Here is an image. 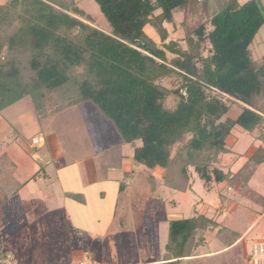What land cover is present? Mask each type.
Instances as JSON below:
<instances>
[{
  "label": "trees",
  "instance_id": "16d2710c",
  "mask_svg": "<svg viewBox=\"0 0 264 264\" xmlns=\"http://www.w3.org/2000/svg\"><path fill=\"white\" fill-rule=\"evenodd\" d=\"M195 1L95 0L112 27L110 34L84 21L92 20L76 0H9L0 5V113L30 98L43 120L90 101L134 149L136 164L163 170V186L186 192L191 167L206 183L212 181L211 173L217 182L227 181L229 175L215 165L229 153L233 129L258 132L257 140L264 142V60L256 61L250 49L264 27L257 3L264 8L261 0L243 5L230 0L211 19L208 34L201 25L187 38L186 50L177 41L166 43L165 24L173 22L174 11ZM149 25L164 49L146 34ZM204 41L211 46L207 58H202ZM167 53L176 57L170 65ZM166 81L180 85L169 88ZM171 96L178 99L174 108L167 105ZM237 101L244 104L241 114L228 118L230 104ZM255 157L250 175L245 179L243 170L239 175L245 184L264 162L262 146ZM4 194L0 206L12 192ZM254 196L264 205V198ZM258 216L251 212L242 232ZM212 225L204 215L171 221L165 259L181 264L193 256ZM229 231L226 227L218 237L224 248L242 236Z\"/></svg>",
  "mask_w": 264,
  "mask_h": 264
},
{
  "label": "rangeland",
  "instance_id": "374dc122",
  "mask_svg": "<svg viewBox=\"0 0 264 264\" xmlns=\"http://www.w3.org/2000/svg\"><path fill=\"white\" fill-rule=\"evenodd\" d=\"M8 1L0 0V5H5ZM197 1L185 10L174 11L173 22L165 24L169 33L166 43L177 41L179 47L186 50L187 38L194 35L201 25H205V34H208L213 28L211 19L228 6V3H222L221 0L217 3L215 0ZM77 6L92 20L88 21L83 17L84 21L105 33H111L112 27L95 0H78ZM145 32L164 49L155 28L149 25L145 27ZM202 47V58H207L211 46L208 41H204ZM250 49L256 61L264 60V27L258 32ZM175 58L173 54L167 53V64L170 65ZM164 85L177 88L180 82L173 85L166 81ZM213 93L222 100L229 101V97L218 91ZM182 94L185 95L184 90ZM53 100H56L55 97ZM177 103L175 96L167 101L170 108H174ZM242 105L244 104L238 101L230 104L227 117H239ZM54 108L53 104L48 106L50 114ZM3 116L14 128L10 130L4 123L0 124V157L7 155L8 158L12 154L15 169L11 170L9 165L7 169L11 171L9 175L14 172L21 183L34 179L0 206V264H80L81 259L73 254L83 244L96 250L94 259L87 264H154L166 252L164 248L167 245L163 241L167 235L164 221L168 224L170 216L189 219L209 211L208 219L210 218L212 226L216 224L214 220L224 222L221 224L224 229H231L235 225L239 229H231L228 234L238 236L242 234L240 225L250 220V210L264 213V205H260L262 202L257 201L256 196L254 199L251 197L256 194L264 198V163L257 167L247 185L242 177L239 179L242 170L245 179L250 175L257 160L256 157L253 159L254 154L260 146L264 148V142L257 140L258 132L249 133L236 126L227 139L229 153L222 154L220 164L215 165L229 175L228 180L217 182L211 173L212 181L206 183L191 167L189 174L192 190L183 194L166 187L153 191L160 181L162 169L152 171L143 165L137 168L132 161H121V156L132 153V150L128 145H123V138L115 124L93 102H85L57 114L56 117L52 115L41 120L30 98H25L8 108ZM16 131L22 136L19 138L21 142L16 141ZM42 144L44 146L41 150L47 152L49 157L33 153ZM77 154L81 159H78ZM117 170H133L134 174L124 178ZM10 177L7 175L6 180H2L0 184L3 189L0 191V199L5 197L4 193L12 192L14 184L7 183L11 182ZM150 177L156 179V184L149 185ZM90 178L95 180L94 185L105 191L107 201L117 200V206L109 205L106 201L96 203L90 191L88 195L83 193L84 197L81 192L76 191L79 185L91 182ZM112 178L128 185L127 190L121 189L123 194L115 195L116 188L113 189L111 185H118V189L122 186L119 187L117 181L112 182ZM46 185H63L67 191H74L68 192L67 201L58 206L55 204V197L46 201L40 196L42 193L53 192V188ZM221 195L232 203H223ZM233 202L240 205L239 212L234 216ZM111 207L114 208L116 221L98 222L101 217L112 218L108 212ZM227 217L233 221L226 223L224 219ZM118 218H124L127 226L124 227ZM105 224L110 227V239L108 246L103 247L102 240L91 237L88 230L97 228L103 231ZM77 228L83 232H79ZM214 231L206 232V242L193 255L205 253L207 256L203 259L194 258L188 263L184 260L182 264H253L252 255L256 253V247L264 245V216L248 231L245 239L231 249L224 248L219 241L222 231L218 234V230ZM106 247L109 248L108 252L105 251ZM254 264L263 263L257 257Z\"/></svg>",
  "mask_w": 264,
  "mask_h": 264
},
{
  "label": "crops",
  "instance_id": "0c3cea01",
  "mask_svg": "<svg viewBox=\"0 0 264 264\" xmlns=\"http://www.w3.org/2000/svg\"><path fill=\"white\" fill-rule=\"evenodd\" d=\"M78 1V0H77ZM216 1V3H217V1H219V0H215ZM222 1V3H229V1L230 0H221ZM239 1V3L240 4H245V3H247L249 0H238ZM261 3H262V5H263V8H264V0H261ZM86 102H88V101H86ZM85 102H83V103H80L81 105H83ZM80 104H77V105H75V106H72V107H70V108H67L66 110H64V111H62V112H59V113H57V114H62L63 112H65V111H67V110H69V109H72V108H74V107H77L78 105H80ZM10 108V107H9ZM8 109V108H7ZM6 109V110H7ZM6 110H4L3 112H2V115H0V124H3L4 123V125H6V127H9V129L10 130H13V128H14V126H13V124L10 122V121H6L4 118H6V117H4L3 116V113L6 111ZM56 114V115H57ZM56 115H53V117H56ZM7 119V118H6ZM8 120V119H7ZM44 122H46V121H44ZM2 126V125H1ZM17 132V131H16ZM16 135V141L18 140L19 142H21V140H19V138L21 137L22 138V136H21V134H19V132H17V134H15ZM42 143H44V141L42 142ZM123 145L124 146H127V144H125L124 143V141H123ZM42 146H44V144H42L41 145V148L40 147H38L37 149H35L34 150V152L33 153H36V154H39V155H46V157H49L48 156V154H47V152L45 153L44 152V150H41V149H43V147ZM129 146V145H128ZM2 147V146H1ZM130 147V146H129ZM21 148V147H20ZM131 148V150H132V153H128L127 155H125V156H121V161L122 160H124L125 162H130V161H132V163H133V165H136L137 166V168H141L140 166H142V165H139V164H136L135 163V161H134V159H133V157H134V149L132 148V147H130ZM28 149V148H27ZM39 149V150H38ZM21 150H23L22 148H21ZM24 151V150H23ZM12 151H10V153H11ZM28 153V152H27ZM17 154H19V153H17ZM20 154H22V153H20ZM72 154H73V152H72ZM74 155H76L75 153H74ZM77 156H78V159H81V157H80V155L79 154H77ZM7 157V155L5 156V155H3V156H1L0 157V180H6V176L8 175V176H11L9 179L11 180V182H7V183H13L14 184V187L12 188V195H11V197H14V196H16L17 194H18V192L20 191V190H22L27 184H28V182L29 181H32L34 178H31L29 181H26L24 184L23 183H21L20 181H19V177L17 178V176L15 175V173L14 172H12V174L11 175H9L10 174V172L11 171H8V169H7V166L9 165V166H11V170H13V169H15V162H14V159H12L13 158V156H12V154L11 155H9V157L8 158H6ZM43 157V156H42ZM3 159H5V161H3ZM123 162V161H122ZM264 163V162H263ZM15 164V165H14ZM72 164H74V162H72ZM262 165V164H261ZM144 166V165H143ZM142 166V167H143ZM146 167V166H145ZM259 167V166H258ZM158 169H160V168H158ZM136 170V169H135ZM150 170H152V169H150ZM156 170V169H155ZM137 171V170H136ZM152 171H154V170H152ZM118 172H120L119 174H121L124 178H129V177H132L133 176V174H134V171L133 170H130V171H128V170H126V171H122V170H120V171H118L117 170V173ZM162 174H163V170H162ZM162 174H161V178H160V181H159V183L156 185V187H154L153 188V191L155 192L157 189H160L161 187H165V186H163L162 184H161V180H162ZM1 175L2 176H4L3 178L1 177ZM47 174L45 175V177L47 178ZM254 176V175H253ZM253 176H252V178H253ZM234 177V176H233ZM251 178V179H252ZM91 179V182H89V183H87V185H79V187L76 189V191H79V192H81V195L84 193V194H87L88 195V192L90 191L91 193H93V195H94V198H95V202L97 203H105V201H106V203L108 202V204L109 205H114V207L115 206H117V204H116V202H117V200L115 199V200H109V201H107L106 200V194H105V191L103 190V189H101V188H99L98 187V185H94V184H96V182H95V180L93 179V178H90ZM118 182L119 183V187H120V185L122 186V187H120L119 189H118V185H114V184H112L111 185V187L113 188V189H115V195L117 196V195H120V194H123L124 193V191L123 190H121V189H125V190H127V187H128V185L125 183V182H121V181H119L118 179H113L112 178V182ZM149 185H153V184H156V179L155 178H152V177H150L149 178ZM250 182V181H249ZM248 182V183H249ZM124 183V184H123ZM247 185V184H246ZM12 186V185H11ZM48 188L49 187H51V188H53V192H51V193H42L40 196L42 197H44L45 198V200L47 201V200H50L49 198L50 197H52L53 196V198L55 197L56 198V201H55V204L56 205H58L59 206V204H61V203H64L65 202V200L67 201V198L69 197V194H68V192H70V193H73V191L74 190H69V191H67L66 190V188L65 187H63V185H60V187L58 186V185H46ZM110 187V188H111ZM167 188V187H166ZM169 189H171V188H169ZM173 190V189H172ZM190 190H192V184H191V181H190V186H189V188H188V190L186 191V192H179V191H176V190H174V191H176V192H178V193H183V194H185V193H187L188 191H190ZM229 190H230V188H229ZM87 195H85L86 197H88ZM115 195H113L114 197H115ZM10 197V198H11ZM82 197H84L83 195H82ZM54 198V199H55ZM220 198H221V201L224 203L225 201L228 203V204H230V203H232V201H228V200H226L225 199V197L224 196H220ZM250 200V199H249ZM250 201H252V200H250ZM83 202H84V199H83ZM234 203V206H235V210L233 211V213H232V216H234L235 215V213H237V212H239V204H236L235 202H233ZM84 205H86V202H84ZM209 210V209H208ZM250 210V209H249ZM108 212H110L111 213V215H112V218L111 217H101L100 219H98V222L99 221H101V220H103L102 222H104V220H106V221H116V214H115V212H114V208L113 207H111L110 208V210L108 211ZM208 212L209 211H206L205 213H203V214H201V215H204V216H206L207 218H208ZM250 213L251 212H257L256 210H250L249 211ZM258 214H259V212H257ZM262 216H264V213H262V214H259V216H258V218H257V220L249 227V229L247 230V231H244V232H242V236L240 237V239L236 242V243H240L241 241H243L244 239H245V236L247 235V233H248V231L257 223V221L262 217ZM103 218V219H102ZM228 218L229 217H227V219L225 220L224 219V221L227 223L229 220L230 221H233V220H231V218L228 220ZM119 219V221L123 224V226L124 227H126L127 226V222H126V220L124 219V218H118ZM181 219H186V218H182L181 216H175V217H173V216H170V218H169V222H168V224L166 223L167 221H164L165 222V229H164V231H165V233H167V235L166 236H164V243H166V245L168 244V241H169V223L171 222V221H173V220H181ZM210 219V218H209ZM214 220V219H213ZM111 221V222H112ZM215 221V225L214 226H212V229L211 230H209V232H211V233H213V232H215L214 231V229L215 230H218V232H217V234L218 233H220V231H222L221 232V234L220 235H222L223 234V230H224V228H222V226H224V225H221V224H224V222L222 223L221 221H217V220H214ZM243 225H245V223L244 224H242V225H240V229H242L243 228ZM217 228V229H216ZM78 229V231L79 232H83V230H79V228H77ZM104 230L103 231H100V230H98L97 228L95 229V228H92V229H90V230H88V232H89V234L91 235V237H97V238H100L101 240H102V243H101V245L103 244V247L104 246H108V240L110 239V235H109V229H110V227H109V225L108 224H105V227L103 228ZM166 229H167V232H166ZM221 229V230H220ZM227 229L228 230H231V229H239V228H235V225H232L231 226V229H229V227H227ZM206 242V241H205ZM235 243V244H236ZM235 244L233 245V246H231L230 247V249L231 248H233V247H235ZM166 247L167 246H165V248H164V251H165V249H166ZM76 251L74 252V254L73 255H75L76 256V258H80L81 260H79V262H80V264H87V262H89V261H92V259H94L93 258V254L95 253V251L96 250H94L92 247L91 248H89L88 246H84V244L82 245V246H80V248L79 249H75ZM223 250H225V249H223ZM222 250V251H223ZM105 251H109V248H107L106 247V250ZM104 252V251H103ZM226 252V251H225ZM106 253V252H105ZM164 254V255H163ZM163 258L162 259H160V260H158L157 262H154V264H175V261L174 260H166L165 259V253L163 252ZM205 256H207L205 253H202V254H200L199 256L196 254L195 256H191V257H186V258H184V260L186 261V263H188V262H190V261H193L194 260V258H197V257H201V259H203V258H205ZM109 257V256H108ZM184 260H182V261H184ZM181 264H182V262H181Z\"/></svg>",
  "mask_w": 264,
  "mask_h": 264
},
{
  "label": "built area",
  "instance_id": "2783aa9c",
  "mask_svg": "<svg viewBox=\"0 0 264 264\" xmlns=\"http://www.w3.org/2000/svg\"><path fill=\"white\" fill-rule=\"evenodd\" d=\"M256 253L254 252V254L252 255V263L254 264V262L256 261V258L258 257L260 259V261L264 264V259H261V257L264 258V245L258 246L255 249Z\"/></svg>",
  "mask_w": 264,
  "mask_h": 264
},
{
  "label": "water",
  "instance_id": "95a60500",
  "mask_svg": "<svg viewBox=\"0 0 264 264\" xmlns=\"http://www.w3.org/2000/svg\"><path fill=\"white\" fill-rule=\"evenodd\" d=\"M257 5H258V8H259V10H260L261 15H262L263 18H264V10L260 7L259 3H257Z\"/></svg>",
  "mask_w": 264,
  "mask_h": 264
}]
</instances>
